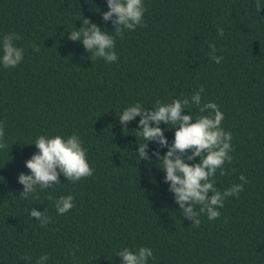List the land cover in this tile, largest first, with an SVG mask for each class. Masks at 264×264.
Masks as SVG:
<instances>
[{
    "label": "trees",
    "instance_id": "1",
    "mask_svg": "<svg viewBox=\"0 0 264 264\" xmlns=\"http://www.w3.org/2000/svg\"><path fill=\"white\" fill-rule=\"evenodd\" d=\"M143 2L142 26L121 38L102 19L107 0H0V46L15 33V46L24 50L18 66L0 65L7 143L0 150V264H37L45 254L46 264H122L120 251L140 247L153 251L148 264H264V0ZM83 18L113 35L115 62L93 58L68 39ZM201 88V106L216 103L221 127L232 134L233 159L214 185L223 192L241 184V175L248 183L239 198L224 200L219 218L201 214L196 227L152 155L168 149L150 141L151 162L140 161V117L126 129L118 118L137 103L151 110L191 101ZM183 114L209 115L192 104ZM159 127L171 145L176 129ZM41 135L78 136L93 175L73 183L61 174L59 184L22 196L18 177L30 174L25 162ZM68 195L73 208L59 215L55 201ZM32 208L46 209L50 222L42 227Z\"/></svg>",
    "mask_w": 264,
    "mask_h": 264
},
{
    "label": "clouds",
    "instance_id": "2",
    "mask_svg": "<svg viewBox=\"0 0 264 264\" xmlns=\"http://www.w3.org/2000/svg\"><path fill=\"white\" fill-rule=\"evenodd\" d=\"M107 6L109 11L103 13L102 19L105 22L111 21L115 34L121 38L125 30L135 31L138 26H142L146 11L143 0H107ZM219 35L223 36V29L219 30ZM19 39L21 37L15 33L3 38L0 46L2 48L0 65L6 69L18 66L24 58V50L14 44V40ZM68 39L73 42L80 41L84 49L92 53L93 58H103L108 63L118 59L113 51L115 48L113 35L89 19L83 18V27L70 32ZM32 47L34 51H40L35 44ZM210 48L211 58L220 63L222 57L215 55V45H211ZM202 92L203 88L191 97V101L187 98L175 99L170 104H157L151 110L144 109L137 103L125 108L118 118L126 129L130 121L140 117L139 130L136 132L146 141L144 145L138 144L137 155L140 161L151 162L148 155L150 141L155 142L159 148L168 149L164 156H160L159 151H153L152 155L158 161H162L164 182L169 184V191L174 194L175 203L179 205L181 214L196 227L201 223V214H206L210 221L219 218L221 213L217 209L223 207L224 200L232 196L239 198L243 185L248 183L247 178L241 175L239 177L241 184L232 185L223 192L215 187L212 178L216 176L218 170H221V175L227 174L223 170L224 165L231 163L233 159L230 155L232 134L221 127L224 114L216 103H205L201 106ZM190 104L201 113L208 112L209 115H201L195 120L192 115H184ZM161 124L172 125V129H176L171 145L165 138V130L159 127ZM4 136L3 122H0V150L7 148ZM34 145L37 149L36 154L25 162L30 174L21 173L18 177V182L23 185L21 195L25 198L34 193L37 187L46 189L59 184L61 174L67 181L73 183L93 175V169L86 159V150L78 136L72 135L65 140L61 136L49 138L41 135L35 140ZM196 158H199V163L186 162L194 161ZM73 199L72 195H68L56 200L57 213L59 215L68 213L73 208ZM29 214L32 218L35 217L42 227L50 222L46 209L42 214L32 208ZM117 256L121 258L122 264H148L153 251L145 247L135 251L125 248ZM48 259L46 254L42 255L37 264H46Z\"/></svg>",
    "mask_w": 264,
    "mask_h": 264
}]
</instances>
